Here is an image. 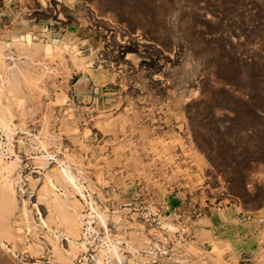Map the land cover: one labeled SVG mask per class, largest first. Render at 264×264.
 I'll return each mask as SVG.
<instances>
[{
    "label": "rangeland",
    "instance_id": "obj_1",
    "mask_svg": "<svg viewBox=\"0 0 264 264\" xmlns=\"http://www.w3.org/2000/svg\"><path fill=\"white\" fill-rule=\"evenodd\" d=\"M45 3L0 0V70L5 83L8 69L15 72L18 84L2 96L13 141L0 124V142L21 157L16 170L29 205L41 203L32 178L40 190L54 159H63L85 176L87 198L105 216L106 225L94 214L91 250L113 242L123 264H143L146 255L145 264H264V0ZM130 35L135 42L122 51ZM47 151L55 158L45 170L35 156ZM1 175L0 168V183ZM2 209L5 230L13 226L7 234L21 240L19 210ZM211 214L217 223L203 231ZM15 251L18 257L2 250L0 264L41 256L43 264H62L46 249Z\"/></svg>",
    "mask_w": 264,
    "mask_h": 264
},
{
    "label": "bare ground",
    "instance_id": "obj_2",
    "mask_svg": "<svg viewBox=\"0 0 264 264\" xmlns=\"http://www.w3.org/2000/svg\"><path fill=\"white\" fill-rule=\"evenodd\" d=\"M43 3H45V0H43ZM53 3V2H52ZM46 4V3H45ZM29 6V5H28ZM48 7V6H47ZM21 9V8H20ZM46 10V9H45ZM25 12V11H24ZM61 12V11H60ZM67 12V11H66ZM81 12V11H80ZM78 13V12H77ZM69 15V14H68ZM23 21V20H22ZM67 23V22H66ZM11 25V24H9ZM112 25V24H111ZM8 26V25H7ZM106 26V25H105ZM113 26V25H112ZM109 27V26H108ZM101 29V28H100ZM112 32V31H111ZM103 33V32H102ZM106 33V32H104ZM112 36V33H110ZM103 35V34H102ZM109 35V34H108ZM116 34L113 33V36H115ZM123 35V34H122ZM33 36V35H32ZM35 36V35H34ZM125 36V35H124ZM128 36V35H127ZM107 37V36H106ZM109 37V36H108ZM43 38V37H42ZM27 42L26 43H30V38L27 35ZM2 40V39H1ZM113 40V39H112ZM32 41V40H31ZM66 41V40H65ZM107 41V40H106ZM128 43L126 45H122L121 46V50L122 51H126L129 47L132 46V43L134 44L135 42V35H130V37L128 38ZM139 41V40H138ZM102 42V41H101ZM108 42V41H107ZM116 42V41H115ZM8 44V43H7ZM108 44V43H107ZM110 44V43H109ZM141 44V43H140ZM146 44V43H145ZM152 44V43H151ZM64 45V44H63ZM115 45V44H114ZM119 45V44H118ZM153 45V44H152ZM60 46V45H59ZM103 46V45H102ZM120 46V45H119ZM71 47V46H70ZM99 47V46H98ZM105 47V46H104ZM103 47V48H104ZM107 47V46H106ZM153 47V46H151ZM60 48H62L60 46ZM65 50H67V47L64 46L63 47ZM102 48V49H103ZM135 48V47H134ZM138 48V47H137ZM119 49V48H118ZM70 50V49H68ZM1 45H0V61H2V63L5 64V61L2 59L4 57V54L1 52ZM61 51V49H60ZM75 51H77L76 46L73 47L72 52L75 53ZM120 51V50H119ZM146 51V49H145ZM152 51V50H151ZM101 53V52H100ZM109 53V52H108ZM161 53V52H160ZM3 54V55H2ZM76 54V53H75ZM140 54V53H139ZM166 54V53H165ZM169 54V53H168ZM74 55V54H72ZM106 55V53H105ZM109 55V54H108ZM114 55V54H113ZM156 55V54H155ZM76 56V55H74ZM145 57H147L146 54H144ZM158 56V55H157ZM168 56V55H167ZM166 56V58H167ZM171 56V55H170ZM77 57V56H76ZM115 57V56H113ZM122 57V56H120ZM140 57V56H139ZM81 58V57H80ZM118 58V57H117ZM157 58H160L159 61H157L159 63V65H162L165 61V58L161 55H159ZM77 59V58H76ZM106 59V58H105ZM109 59V58H108ZM154 59V58H153ZM81 60V59H80ZM112 60V59H111ZM109 61V60H108ZM116 61V60H115ZM144 61L149 62L150 60L148 58H144ZM7 62V61H6ZM119 62V61H118ZM124 62V61H123ZM169 62V61H168ZM98 63V62H97ZM157 63V64H158ZM119 64V63H117ZM144 64V63H143ZM85 65V64H84ZM147 65V64H145ZM151 65V64H150ZM98 66V65H97ZM167 66V65H166ZM122 68V67H121ZM9 70V74H10V80H6L5 83V78L2 75V72L0 70V82L2 83V85L0 86V124H1V128L2 125H4L7 130V137H8V145L12 144V139H13V130L10 127V124L6 121L3 120V116L6 118L5 115H7V111H9L8 109L5 108V105L2 103V96L4 94V92H6L5 88H7V91L13 92L15 90L16 84H17V80H16V76H15V72H10L11 69ZM116 70V69H115ZM149 70V69H148ZM158 70V69H157ZM26 71V70H25ZM176 71V70H175ZM149 72V71H148ZM157 72V71H156ZM167 72L166 68L165 70L163 69V74ZM169 72V71H168ZM20 73V72H19ZM119 73V72H118ZM8 74V73H7ZM8 74V75H9ZM31 74V73H30ZM162 74V75H163ZM22 75V74H21ZM41 75V74H40ZM167 75V74H166ZM169 75V74H168ZM7 76V75H6ZM12 76V77H11ZM20 76V75H18ZM43 76V75H42ZM164 76V75H163ZM23 77V76H22ZM37 77V76H36ZM41 77V76H40ZM114 77V76H113ZM121 77V76H120ZM12 78V80H11ZM119 78V77H118ZM161 79V78H159ZM123 80V79H122ZM126 80V79H125ZM162 80V79H161ZM134 81V80H133ZM123 82V81H122ZM125 82H128L127 80ZM0 83V84H1ZM121 83V81H120ZM124 83V82H123ZM162 83V82H161ZM7 84V85H6ZM122 84V83H121ZM137 84V83H136ZM135 84V85H136ZM167 84V83H165ZM8 87H6V86ZM123 85V84H122ZM131 85V84H130ZM18 86V84H17ZM171 86V85H170ZM126 87V86H125ZM124 87V88H125ZM123 89V88H122ZM136 89V88H135ZM139 89V88H138ZM137 90V89H136ZM37 91V90H36ZM133 91V90H132ZM8 92V94L10 93ZM135 92V90H134ZM194 93H196V91H193ZM130 93V92H129ZM11 94V93H10ZM15 94V93H14ZM10 96V97H14ZM132 94V93H131ZM130 94V95H131ZM135 94V93H133ZM140 94V93H138ZM142 94V93H141ZM117 95V94H116ZM127 95V94H126ZM129 95V96H130ZM137 95V94H136ZM18 96V95H17ZM20 96V95H19ZM140 96V95H139ZM39 97V96H38ZM15 98V97H14ZM126 98V97H125ZM124 98V99H125ZM7 99V98H6ZM19 100V99H18ZM21 100V99H20ZM181 100V99H180ZM188 101V100H187ZM21 102V101H20ZM23 103V101L21 102V104ZM8 104V103H7ZM16 104V103H15ZM120 104V103H118ZM181 104V101H180ZM9 107V106H8ZM7 107V108H8ZM11 107V106H10ZM115 109V108H114ZM24 111V110H23ZM5 113L3 116L2 114ZM7 113V114H6ZM23 113V112H22ZM184 114V113H183ZM12 115V113H11ZM8 116V115H7ZM9 117V116H8ZM138 117V116H137ZM22 118V117H21ZM122 119V118H121ZM7 120V118H6ZM135 120V119H134ZM118 123V122H117ZM3 126V128H4ZM121 126V125H120ZM77 127V126H76ZM93 128V127H92ZM120 128V127H119ZM122 130V129H121ZM86 132H88L86 130ZM29 134V133H28ZM5 136V137H6ZM15 136V135H14ZM36 137V136H35ZM38 137V136H37ZM51 137V136H50ZM15 138V137H14ZM23 138V137H22ZM149 138V137H148ZM36 139V138H35ZM33 140V139H32ZM38 141V140H37ZM15 142V141H14ZM4 142H0V168L2 169V182L0 183V211L1 209L4 210L6 212V209H10L15 210L14 212L18 213V210L20 212V217L19 219L23 222V226L19 227L18 230L19 231H23L24 234H26L25 237H22L21 240H18V236L16 234H18V232L15 234H13V236H10L8 234H10V232H12L11 229L12 227H10V223L8 226V228L10 229V232H7L9 230H5L4 225H2V223L0 222V248L5 251L7 253V255L10 253L12 254V257H18L17 252L15 251L20 248L24 249H29L32 252H35L37 255L40 253L43 255V253H45V249L49 250V254H53L54 258H56L57 262L62 263V264H72L74 260L79 259L80 256H84L83 260L84 263L83 264H90L89 260L90 257L88 258L87 255H89V253H91L93 251V253L95 252L96 254H93V259L95 260V264H102V258L104 257L107 258L108 260V264H113L112 260L116 259L117 261H119L121 264H123V258H122V254L119 252V247L117 244L113 243L107 246V249L105 250H101L98 251L97 250H91V245H89L90 243L92 244V240L89 239L88 234H91V232H94L95 229L92 226V220L94 218V214L96 212V214L98 213V217L100 218L102 224L106 225V220H105V216L103 215V212L100 213L98 211V206L93 202L92 197H90L91 199L87 198V195L85 193L87 186H85V182L83 181L84 177H82V173L78 170H74L71 165V163H69L66 160L63 159H56L55 156L53 155V153H49L48 151L46 152L47 154H43L41 156H35L36 159H38L40 161L39 166L41 169H49L50 167L48 166L49 163V159L50 158H55L54 160L56 161L55 166H53V168L51 170H48V172L45 174V178L43 180V185L40 188V190H36L34 189L35 185H36V180H33L32 178V191L31 192H36L35 194L38 195V201L37 202H41L40 204L42 206H45V210L47 211V217L45 218V216L43 215V211L40 209V204L39 203H34V202H30V205L33 204L34 207L36 208V210L39 212L38 216L39 219H36L33 217L32 212V208L29 205V200L30 198L26 199L24 198L26 195V190L24 188L23 182L21 181V176H17V171L16 168L20 165L19 162H21V157L19 155H17L11 148H6L3 145ZM41 144V143H40ZM6 145V143H5ZM6 148V149H5ZM31 148V147H30ZM41 148V147H40ZM7 150H11V152H13V154H15V159L12 160L10 159L8 162H4V157L5 156V151ZM29 150V149H28ZM34 150V149H33ZM164 150V149H163ZM29 153V152H28ZM55 153V152H54ZM42 154V153H41ZM10 155V154H8ZM12 155V154H11ZM68 156V155H67ZM69 157V156H68ZM67 157V158H68ZM60 158V157H59ZM6 159V158H5ZM35 159V160H36ZM12 160V161H11ZM74 160V159H73ZM72 160V161H73ZM100 163V162H99ZM54 164V163H53ZM76 164V163H75ZM79 165V164H78ZM31 166V165H30ZM78 169V168H77ZM35 170V169H34ZM82 170V169H81ZM94 170V169H93ZM83 171V170H82ZM85 171V170H84ZM92 171V170H91ZM7 176H5L6 174ZM20 174V173H19ZM93 174V173H92ZM23 180V179H22ZM41 180V179H40ZM24 181V180H23ZM40 182V181H39ZM110 184V183H109ZM26 186V185H25ZM31 186V185H30ZM40 186V185H39ZM233 188V187H232ZM28 190V189H27ZM172 190V189H171ZM106 191V190H105ZM132 192V191H131ZM88 193V192H87ZM128 193V192H127ZM124 195V194H123ZM167 195V194H166ZM92 196V195H90ZM168 197V196H167ZM82 200H85L88 205L90 206L91 212L89 213V215L84 214V209H85V205L83 204ZM91 200V201H88ZM110 200V199H109ZM36 201V200H35ZM174 201V200H173ZM127 202V201H126ZM184 202V201H183ZM87 205V206H88ZM100 205V204H99ZM205 205V204H204ZM109 206V205H108ZM173 207V205H171ZM43 209V208H42ZM179 210V209H178ZM180 211V210H179ZM4 217H9V215L7 213ZM186 212V211H185ZM11 213V212H10ZM3 214V215H4ZM121 214V213H120ZM163 214V213H162ZM2 215V214H1ZM11 215V214H10ZM14 214H12L11 216H13ZM18 215V214H17ZM219 216L221 218H225V214L220 212ZM17 217V216H16ZM87 217L88 220L84 221ZM107 217V216H106ZM186 217V216H185ZM2 218V219H3ZM11 218V217H9ZM9 218L7 220H9ZM181 218V217H180ZM1 219V218H0ZM5 219V218H4ZM17 219V218H16ZM198 219V218H197ZM231 219V218H230ZM6 220V219H5ZM14 220V218H13ZM202 220V219H201ZM203 220H205V218H203ZM3 222V220H1ZM122 221V220H121ZM183 221V220H182ZM9 221L4 222L8 224ZM11 222V221H10ZM136 222V221H135ZM207 224H209L208 230L207 229H203V231H209V227L212 226V222L210 221V219H207L206 221ZM55 225V226H53ZM167 225L169 226V224L167 223ZM206 225V224H205ZM104 226V225H103ZM99 227V226H98ZM105 227V226H104ZM122 227V226H121ZM170 227V226H169ZM17 228V227H16ZM165 228V227H163ZM167 228V227H166ZM222 232L225 231L227 228L222 227ZM7 229V228H6ZM84 229V231H83ZM166 230V229H165ZM6 231V232H5ZM14 231H17V229H14ZM214 231V230H213ZM218 231V230H217ZM230 232V231H228ZM8 233V234H7ZM13 233V232H12ZM22 233V232H21ZM211 233V232H210ZM20 234V233H19ZM18 234V235H19ZM245 234V233H244ZM15 235V236H14ZM23 234H20V236ZM30 235L28 239V236ZM149 235V233H148ZM233 235V234H232ZM236 235V234H235ZM83 236V237H82ZM94 236V235H93ZM256 237V236H255ZM26 239V240H25ZM29 240V242L27 241ZM63 241H67V248L65 246L61 247L60 244ZM81 240V241H80ZM103 240V239H102ZM105 241V240H103ZM112 241V240H111ZM114 241V240H113ZM118 241V240H117ZM116 241V242H117ZM241 241L243 243H247L250 244L252 243V238L250 239H241ZM119 242V241H118ZM106 243V242H105ZM108 243V242H107ZM9 244L12 246L10 247ZM130 244V243H129ZM151 246V245H150ZM105 248V247H103ZM129 248V247H128ZM133 250H136V248L130 247ZM153 248V247H152ZM1 250V251H2ZM0 251V252H1ZM137 251V250H136ZM152 251V250H151ZM149 250V254H152ZM5 252H1L2 254H4ZM5 253V254H6ZM40 254V255H41ZM23 255V254H22ZM21 255V256H22ZM25 255V254H24ZM6 256V255H5ZM143 256V255H142ZM259 256V255H258ZM4 257V256H3ZM51 257V256H50ZM154 257V256H153ZM257 257V256H256ZM1 258V257H0ZM9 258V257H7ZM6 258V259H7ZM30 258V257H28ZM42 258L39 257L38 259H33V262H28L27 264H43L44 262L40 259ZM53 257H51L52 259ZM53 258V259H54ZM4 258H2L3 260ZM5 259V260H6ZM52 259V260H53ZM255 259V258H254ZM13 260V259H12ZM55 260V261H56ZM142 263H150V260H148L147 255L144 256L142 258ZM157 260V259H156ZM105 261V260H103ZM115 261V260H114ZM52 263V261H50ZM107 262V261H106ZM14 263V262H13ZM116 263V262H115ZM11 264V263H9ZM14 264H20L18 262H15ZM58 264V263H57ZM75 264V263H74ZM165 264H167L165 262Z\"/></svg>",
    "mask_w": 264,
    "mask_h": 264
},
{
    "label": "crops",
    "instance_id": "obj_3",
    "mask_svg": "<svg viewBox=\"0 0 264 264\" xmlns=\"http://www.w3.org/2000/svg\"><path fill=\"white\" fill-rule=\"evenodd\" d=\"M219 215V214H218ZM215 218V216H214V214H211V216L208 218V219H210V221L212 222V228H214L215 227V222L217 221V220H215L214 219ZM219 218H220V216H219ZM220 219H222V218H220ZM217 223V222H216ZM222 227V226H221Z\"/></svg>",
    "mask_w": 264,
    "mask_h": 264
}]
</instances>
